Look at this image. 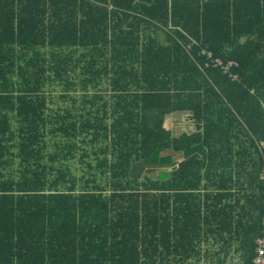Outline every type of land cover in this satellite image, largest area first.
Instances as JSON below:
<instances>
[{"label":"trees","instance_id":"16d2710c","mask_svg":"<svg viewBox=\"0 0 264 264\" xmlns=\"http://www.w3.org/2000/svg\"><path fill=\"white\" fill-rule=\"evenodd\" d=\"M262 144L264 0H0V264H253Z\"/></svg>","mask_w":264,"mask_h":264},{"label":"rangeland","instance_id":"374dc122","mask_svg":"<svg viewBox=\"0 0 264 264\" xmlns=\"http://www.w3.org/2000/svg\"><path fill=\"white\" fill-rule=\"evenodd\" d=\"M189 116H190V113H176V114L169 115L166 118V125L169 129L173 131L174 135H180L183 132L192 133L194 123L188 120ZM176 157L178 158L176 162V167H178L179 162H181L184 158L180 154H176ZM158 172H160V170L149 169V170H146L145 173L148 176H151L152 178H156L159 174ZM230 263L239 264L238 259L231 260Z\"/></svg>","mask_w":264,"mask_h":264},{"label":"built area","instance_id":"2783aa9c","mask_svg":"<svg viewBox=\"0 0 264 264\" xmlns=\"http://www.w3.org/2000/svg\"><path fill=\"white\" fill-rule=\"evenodd\" d=\"M262 178L264 180V170L262 172ZM263 206H264V200H263ZM262 233L263 235L257 240V248H256L257 256L255 257L253 264H264V219H263Z\"/></svg>","mask_w":264,"mask_h":264}]
</instances>
